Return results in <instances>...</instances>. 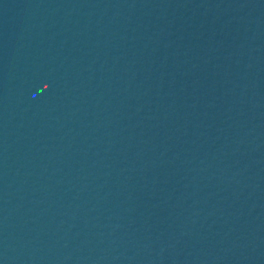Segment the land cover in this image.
<instances>
[{"label": "water", "instance_id": "1", "mask_svg": "<svg viewBox=\"0 0 264 264\" xmlns=\"http://www.w3.org/2000/svg\"><path fill=\"white\" fill-rule=\"evenodd\" d=\"M0 264H264V0H0Z\"/></svg>", "mask_w": 264, "mask_h": 264}]
</instances>
